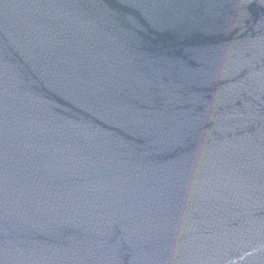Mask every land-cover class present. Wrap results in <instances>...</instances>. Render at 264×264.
<instances>
[{
  "label": "water",
  "instance_id": "1",
  "mask_svg": "<svg viewBox=\"0 0 264 264\" xmlns=\"http://www.w3.org/2000/svg\"><path fill=\"white\" fill-rule=\"evenodd\" d=\"M0 264H264V0H0Z\"/></svg>",
  "mask_w": 264,
  "mask_h": 264
}]
</instances>
